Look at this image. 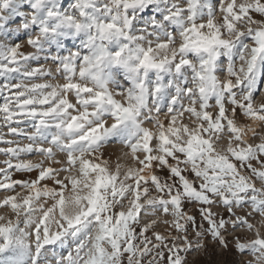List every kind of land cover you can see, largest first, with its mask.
I'll list each match as a JSON object with an SVG mask.
<instances>
[{"label":"snow or ice","instance_id":"1","mask_svg":"<svg viewBox=\"0 0 264 264\" xmlns=\"http://www.w3.org/2000/svg\"><path fill=\"white\" fill-rule=\"evenodd\" d=\"M0 157V264H264V0H0Z\"/></svg>","mask_w":264,"mask_h":264},{"label":"rangeland","instance_id":"2","mask_svg":"<svg viewBox=\"0 0 264 264\" xmlns=\"http://www.w3.org/2000/svg\"><path fill=\"white\" fill-rule=\"evenodd\" d=\"M0 159H2V157H0ZM189 207H191V205ZM160 227L162 230L164 226L161 225ZM229 239H231V234H229ZM207 243L213 244L215 242L212 241L211 238L209 237L207 240ZM57 251H59V249H57ZM216 251H217V253H220V252L225 253L224 255L218 256L217 258L224 260L226 262V264H233L234 261H237L239 258H241L238 251H236L235 249H233L232 251H227V250H224L220 247H217ZM245 255H247V254H245ZM192 258H195V259L200 260V261H207L209 259V257H204L202 255L198 256L196 254H193Z\"/></svg>","mask_w":264,"mask_h":264},{"label":"clouds","instance_id":"3","mask_svg":"<svg viewBox=\"0 0 264 264\" xmlns=\"http://www.w3.org/2000/svg\"><path fill=\"white\" fill-rule=\"evenodd\" d=\"M248 257L247 256H245V257H241V258H239L237 261H240V260H242V259H247Z\"/></svg>","mask_w":264,"mask_h":264}]
</instances>
